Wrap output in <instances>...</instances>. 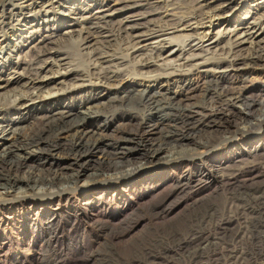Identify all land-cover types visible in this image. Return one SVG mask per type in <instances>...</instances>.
Returning a JSON list of instances; mask_svg holds the SVG:
<instances>
[{
  "label": "bare ground",
  "instance_id": "1",
  "mask_svg": "<svg viewBox=\"0 0 264 264\" xmlns=\"http://www.w3.org/2000/svg\"><path fill=\"white\" fill-rule=\"evenodd\" d=\"M80 1L0 0L3 58L13 52V36L34 32L16 52L17 61L0 69V124L7 123L0 134L12 124L4 118L9 111L36 104L47 107L37 120L27 123L33 117L30 110L29 119L25 116L21 126L8 127L1 140L0 212L9 214L4 217L8 224L20 209L17 203L38 194L49 197V202L29 203L25 217L40 216L50 222L57 215L54 204L63 202L64 195L84 180L83 185L90 187L127 178L145 187L143 183L149 181L154 193L166 191L159 205L165 210L170 199L186 195L193 183L184 169L199 165L188 161L193 146L215 171L223 190L264 176V102L257 100L263 88L252 85L239 67H256L260 80L264 77V0H129L138 11L115 23L95 16L81 28L68 23L67 17L50 21L68 8L66 4ZM103 8L110 9L111 3ZM86 20L82 18L83 23ZM26 47L27 55L21 53ZM202 61L223 69L200 77ZM219 142L229 144L214 152ZM197 168L200 178L208 180L205 169ZM177 169L174 177L165 173ZM104 213V206H94L84 218L87 227L106 230ZM233 218L227 215L214 221L215 233H181L184 238L180 236L177 245L195 248L190 249L191 256L202 255L205 248L217 245L215 236L224 234ZM49 234L39 238L42 248L57 243ZM174 234H166L167 240L178 238ZM24 241L33 242L27 234ZM86 242L83 236L78 252L83 250L81 257L90 258ZM171 251L161 246L148 249L132 264H158L169 259ZM245 255L244 249L234 246L227 260L243 264ZM52 257L49 263L38 257L35 264H65L71 255L53 253ZM259 258L264 264V255Z\"/></svg>",
  "mask_w": 264,
  "mask_h": 264
},
{
  "label": "rangeland",
  "instance_id": "2",
  "mask_svg": "<svg viewBox=\"0 0 264 264\" xmlns=\"http://www.w3.org/2000/svg\"><path fill=\"white\" fill-rule=\"evenodd\" d=\"M108 2L111 3V8L104 9L103 6ZM66 6L68 8L60 10L55 17L50 18V21H55L57 19L61 21L62 18L67 17L68 23L77 24L76 26L81 28V26H88L87 21L93 16L98 17L101 21L115 23L127 14L138 11V5L129 0H98V2L81 0L78 3H68ZM78 6L83 7V11L80 13L76 12V14L70 13L71 10ZM103 9L104 11L102 13L95 14L97 10ZM82 18L87 19L86 23H83L84 21H82ZM222 26L223 25H219L218 28ZM61 32H63L62 29ZM33 33V31L23 33L22 38L17 37V35L12 37L10 46L13 48V52L5 58H3V54H0V69L17 61L16 52L24 46L25 41L29 39ZM17 34L19 35V33ZM1 41L0 39V43ZM21 53L27 55L29 53L28 47L24 48ZM203 64L204 65H202L198 71L200 77L203 74H218V72L223 69V67H218L215 64ZM239 67L243 72H246L245 75L250 78V83L252 85L263 88V91L257 97V100L263 103L264 77L260 80V75L257 74L256 67L250 68L246 65H240ZM250 83L249 85H251ZM15 87L17 86H13L11 89ZM43 108L45 109L47 107L36 104L28 110H12L11 112L9 111L4 118L12 123L11 126H8L9 129L11 127H19L20 120L23 117L27 116L26 120L29 119L28 113L30 110L33 112V117L29 119L27 123L37 120V118L41 116ZM6 125L7 123L0 124V129L3 128L1 126ZM8 127H6L7 132L9 130ZM7 132L0 134V143L1 140L7 136ZM231 142L232 141L229 143ZM229 143L219 142L215 145L213 151L218 152L226 148ZM193 147L189 148L191 150V155L188 156V161L199 165H192L188 168H184L185 172L189 173V177L192 178L193 183L186 195H180L177 199H170L167 203L169 206L165 210L159 208L160 202L166 193L165 190L154 193L153 190L155 187L151 186L152 184L147 185L149 181L143 183L145 187H142L140 183L133 185L132 182L127 181L130 178H127L126 180H117L110 183H99L92 187L83 185L86 180L82 181L76 190L70 191L64 195L65 198H63V202L54 204L52 209L57 212V215L55 218L49 219L51 220L50 222L47 220V223L44 222L40 216L37 218L36 216H30L33 221L28 220L25 217L26 214H24L28 212L26 208H29V203L40 204L41 202H49V197L43 194H38L37 198H29L27 201L24 200L23 202L17 203L18 207L16 208L20 209L16 210L17 212L15 211V214L13 213L14 216L12 217H15L14 221L9 224L4 218L8 217L9 214L0 212V264H15L17 262H21V264H35L36 260H38L43 253V257L40 259L42 262L47 263L53 261V253H69L71 258L66 257L65 264H132V260H140L139 258H143L144 251L146 252L148 249L154 250L160 246L170 248L172 251L168 254L171 256L169 259L165 258L161 262H158V264H207L208 262V264H233L230 263L232 261L227 260V252L234 246L242 251L244 249L246 255L242 260L243 264H263V260L259 258V255H264V176L257 178L256 181L254 180L245 184L242 182L240 184H234L235 187H231L232 189L229 191L223 190L217 178L215 179L214 177L216 174L215 171L208 166V164L203 162L200 150H197L195 147L193 149ZM169 166L170 164L168 163L165 165V168ZM197 167H203V171L205 169V175L208 176V180H206V176V178H204L205 180L200 178L199 175L202 172L198 170ZM179 169H177V171L169 170L168 173H165L169 175L168 177H174L178 174ZM182 171L183 169H180L179 173ZM158 176L161 178L164 175L158 174ZM198 179H201L200 183ZM154 184H157V181H154ZM198 188H202L203 190L193 197L192 194L196 192ZM103 191H106L107 195H105ZM251 192H253V195ZM17 195L21 196L23 194H21V191H17ZM229 201H233L234 206H230ZM85 202L89 204L85 205ZM183 202L185 203L183 204ZM97 205L104 206L105 213L108 214L104 216V218H101L102 221L108 222L109 224L106 230H102L99 227L88 228L84 219L87 216L86 214L91 213L93 207ZM237 206L245 207L246 210L244 213L237 212ZM232 207L234 208L232 209ZM213 208L215 212H213ZM227 215L232 218L234 217V220L228 226V230L225 232L226 234L216 235L215 238L217 239L215 241L217 245L211 244L205 248L206 250L204 249L202 255L196 254L191 256L190 252L195 248L189 246L179 247L177 245V243L184 238V235L204 231L215 233L212 227L214 221L221 216L227 217ZM75 218H77V221L74 223L72 220ZM203 220L204 222H200ZM206 222H208V224ZM170 230L176 233L173 237L177 236L178 238L174 237L167 240L166 234L170 233ZM48 233H50L52 237L55 236L57 243L52 242L50 246L42 248V243L39 244V238L41 236H43L42 238H46ZM25 234H27L30 239L32 238V243L24 241ZM83 236L87 239V242L89 240L91 243H93L95 239H98L93 245H88L86 242V248L89 250L88 254L91 256L90 258L85 256L81 257L84 254L83 250L78 252V249H81ZM110 236H112V238H110ZM180 236L183 237L181 238ZM243 236H245V238H243ZM151 247H153V249ZM75 250H77V253H74Z\"/></svg>",
  "mask_w": 264,
  "mask_h": 264
}]
</instances>
